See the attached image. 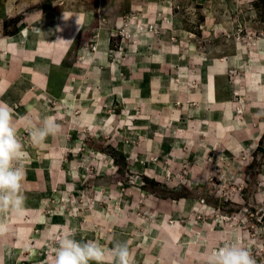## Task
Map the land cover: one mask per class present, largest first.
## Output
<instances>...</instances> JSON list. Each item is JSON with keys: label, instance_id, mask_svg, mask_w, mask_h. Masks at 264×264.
Wrapping results in <instances>:
<instances>
[{"label": "rangeland", "instance_id": "374dc122", "mask_svg": "<svg viewBox=\"0 0 264 264\" xmlns=\"http://www.w3.org/2000/svg\"><path fill=\"white\" fill-rule=\"evenodd\" d=\"M0 101L26 197L0 264H55L71 230L132 264H264V0H0Z\"/></svg>", "mask_w": 264, "mask_h": 264}, {"label": "clouds", "instance_id": "9594fccd", "mask_svg": "<svg viewBox=\"0 0 264 264\" xmlns=\"http://www.w3.org/2000/svg\"><path fill=\"white\" fill-rule=\"evenodd\" d=\"M36 31L40 32L39 29ZM59 127L53 117H46L42 127L31 129L30 135L35 142L42 143ZM21 155L22 144L14 123L13 108L0 101V214L20 216L26 210V197L22 192L25 170L15 163ZM8 232L7 225L0 222V236ZM74 235L75 230H71V234L59 238L55 264H109L112 261L114 264H132L127 242L117 241L111 248H105L93 240L78 241ZM206 255L208 264H256L251 253L237 243H226Z\"/></svg>", "mask_w": 264, "mask_h": 264}]
</instances>
